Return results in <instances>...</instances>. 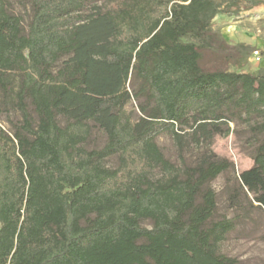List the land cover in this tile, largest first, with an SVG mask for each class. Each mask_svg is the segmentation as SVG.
<instances>
[{
  "label": "trees",
  "instance_id": "16d2710c",
  "mask_svg": "<svg viewBox=\"0 0 264 264\" xmlns=\"http://www.w3.org/2000/svg\"><path fill=\"white\" fill-rule=\"evenodd\" d=\"M27 1L25 26L0 0V264H237L219 250L235 219L216 217L210 186L233 163L182 180L155 137L245 126L254 164L238 186L264 208V68L204 64L209 51L249 48L229 45L214 18L263 1ZM92 122L100 148L86 146Z\"/></svg>",
  "mask_w": 264,
  "mask_h": 264
},
{
  "label": "rangeland",
  "instance_id": "374dc122",
  "mask_svg": "<svg viewBox=\"0 0 264 264\" xmlns=\"http://www.w3.org/2000/svg\"><path fill=\"white\" fill-rule=\"evenodd\" d=\"M16 12L24 17L28 26L32 18V9L27 0H11ZM262 4L246 9V3L240 10L217 15L213 20L214 30L221 33L226 42L236 47L239 44L249 48L237 47L232 50L234 59L219 51L205 54L204 64L210 68H222L231 71L257 73L264 68V0ZM258 51V52H256ZM233 57V56H232ZM62 60L57 64L58 69ZM139 81L130 83V88L138 89ZM137 99L125 106V112L133 121L141 115ZM9 117H16L13 110L4 113L1 123L7 130H12ZM92 136L86 146L89 149L102 147L107 135L94 124ZM228 136L194 133L190 129L182 131L179 138L164 131L155 137V141L165 157L179 168L178 177L182 180L201 175L208 165L219 158H226L233 163L231 169L220 174L210 186L217 195L216 217L235 219L234 228L227 233L220 243L219 250L237 259V264H264V208L253 201L252 194L246 196L238 186L240 173L254 164L255 143L250 132L243 125L235 128ZM116 156L106 159V164L116 166ZM235 196H233V194ZM143 225L150 227V221Z\"/></svg>",
  "mask_w": 264,
  "mask_h": 264
},
{
  "label": "built area",
  "instance_id": "2783aa9c",
  "mask_svg": "<svg viewBox=\"0 0 264 264\" xmlns=\"http://www.w3.org/2000/svg\"><path fill=\"white\" fill-rule=\"evenodd\" d=\"M256 52H258V51H256Z\"/></svg>",
  "mask_w": 264,
  "mask_h": 264
}]
</instances>
